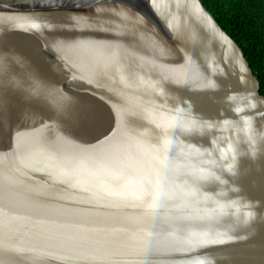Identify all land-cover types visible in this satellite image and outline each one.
I'll return each instance as SVG.
<instances>
[{
    "label": "water",
    "instance_id": "95a60500",
    "mask_svg": "<svg viewBox=\"0 0 264 264\" xmlns=\"http://www.w3.org/2000/svg\"><path fill=\"white\" fill-rule=\"evenodd\" d=\"M0 264H264V96L201 0H0Z\"/></svg>",
    "mask_w": 264,
    "mask_h": 264
},
{
    "label": "trees",
    "instance_id": "16d2710c",
    "mask_svg": "<svg viewBox=\"0 0 264 264\" xmlns=\"http://www.w3.org/2000/svg\"><path fill=\"white\" fill-rule=\"evenodd\" d=\"M236 41L264 96V0H201Z\"/></svg>",
    "mask_w": 264,
    "mask_h": 264
}]
</instances>
